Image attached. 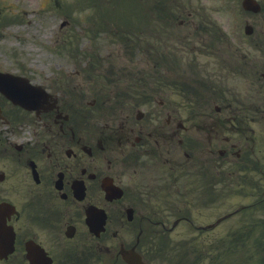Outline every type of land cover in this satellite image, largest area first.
<instances>
[{
	"label": "flooded vegetation",
	"instance_id": "1",
	"mask_svg": "<svg viewBox=\"0 0 264 264\" xmlns=\"http://www.w3.org/2000/svg\"><path fill=\"white\" fill-rule=\"evenodd\" d=\"M138 4L163 29L93 48L89 77L52 54L76 43L42 72L0 55V264H161L164 244L240 242L216 233L231 197L264 210V0ZM153 54L175 70L146 76Z\"/></svg>",
	"mask_w": 264,
	"mask_h": 264
},
{
	"label": "rangeland",
	"instance_id": "2",
	"mask_svg": "<svg viewBox=\"0 0 264 264\" xmlns=\"http://www.w3.org/2000/svg\"><path fill=\"white\" fill-rule=\"evenodd\" d=\"M41 1L43 2L40 3ZM54 2L55 0H20L18 7H22L24 4V14H20L21 8H15L16 6L13 4L15 3V0H2V2H0V17L7 18L9 20L14 18L13 14H16L23 17V21L26 22L22 26H16L19 30H13V27H11L6 29L5 32L0 31V35L4 33L5 37L4 40L0 41V52L5 57L13 59L14 54L22 53L21 59H25L28 63H31L39 72L42 71V67L48 59L47 51L45 49L47 42L44 35H50L58 30L62 22V19L60 18L62 14L57 12L42 14L40 11L42 6H45V8L48 7L49 10L52 9L51 5ZM61 3L64 4L65 10L80 13L79 15L77 14L79 20L77 21L81 24V26L79 25L78 34H76V37L78 38L79 34L83 32L81 29L86 28V26L82 24L84 18L93 16V0H61ZM97 4H99L97 6L102 5V3ZM119 7L127 8L130 7V5L120 4ZM130 10L132 11L131 8ZM28 22L30 23L28 24ZM94 25L95 24H93V26ZM73 28L75 29V25L71 23L70 28L68 27L67 31L64 33L67 35L74 34V31L72 30ZM25 32H29L31 36H27ZM32 38L33 40L30 41ZM73 38L74 37H72V40L68 43L77 41L76 38H74V40ZM84 38L89 39V36L86 37L85 35ZM105 42V39L99 40V43ZM62 54L74 61H77L76 52H62ZM85 54L87 55L91 53L86 52ZM85 54L82 58H89V56H86ZM124 61L125 60H123V62ZM87 70L90 71V68ZM238 199L239 198L232 199L229 203H234ZM227 210L228 204L226 201V212ZM236 219L237 218L234 217L227 220L224 228L219 233L216 232L217 236H223L225 233V236L228 237L231 230L238 229L239 225L235 224ZM229 246L232 247L231 242L230 245L228 242L224 244L225 249L222 247L223 252L219 251L220 261H227V264H264V224L261 223L257 228L256 237H251L249 232L245 242L238 245V250L234 248V256L232 255L229 257L230 254H225V252L227 253L229 251Z\"/></svg>",
	"mask_w": 264,
	"mask_h": 264
},
{
	"label": "water",
	"instance_id": "3",
	"mask_svg": "<svg viewBox=\"0 0 264 264\" xmlns=\"http://www.w3.org/2000/svg\"><path fill=\"white\" fill-rule=\"evenodd\" d=\"M3 247H9V248H10V245H6V244H4Z\"/></svg>",
	"mask_w": 264,
	"mask_h": 264
}]
</instances>
